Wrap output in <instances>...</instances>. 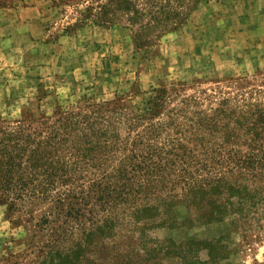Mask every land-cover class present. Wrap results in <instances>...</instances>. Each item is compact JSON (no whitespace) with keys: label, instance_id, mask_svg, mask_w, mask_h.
Returning a JSON list of instances; mask_svg holds the SVG:
<instances>
[{"label":"rangeland","instance_id":"374dc122","mask_svg":"<svg viewBox=\"0 0 264 264\" xmlns=\"http://www.w3.org/2000/svg\"><path fill=\"white\" fill-rule=\"evenodd\" d=\"M90 1L0 0V126L54 120L103 102L139 113L155 88L170 93L168 106L190 94L205 105L210 94L263 98L264 0H199L181 26L141 48L121 26H74ZM168 171L165 180L179 177ZM220 175L228 179L225 167L193 178L209 189ZM156 176L154 183L163 180ZM157 185L111 211L97 207L91 218L55 198L25 196L12 208L0 202V264H50L61 237L72 248L91 225L114 227L98 249L106 260L95 264H144L123 255L147 242L161 247L147 264H264V191L257 208L219 219L220 208L210 212L202 203L220 202L221 189L199 191L192 203L178 188Z\"/></svg>","mask_w":264,"mask_h":264},{"label":"trees","instance_id":"16d2710c","mask_svg":"<svg viewBox=\"0 0 264 264\" xmlns=\"http://www.w3.org/2000/svg\"><path fill=\"white\" fill-rule=\"evenodd\" d=\"M197 1L92 0L74 26L87 21L121 26L137 48L146 47L181 26ZM169 96L167 90L155 88L139 113H123L117 105L110 108L109 102H103L89 111L69 112L54 120L0 126V202L12 208L15 200L25 196L55 198L58 205L81 215L86 212L91 218L97 207L98 212L111 211L131 195L147 197L157 183L158 191L166 183L168 189L182 191L183 198L193 196L192 203L199 191L218 193L221 189L220 202L202 203L210 212L220 208L219 219L257 208V197L264 191V96L216 100L210 94L211 103L205 105V100L190 94L168 106ZM214 167H225L228 179L216 177L209 189L196 183L193 174ZM168 170L171 174L178 171L179 177L165 180L162 176ZM158 174L163 180L154 183ZM190 208L195 214L202 210L198 204ZM113 232V225L109 229L91 225L72 248L61 237L49 262L95 264L106 260L98 249L107 246L105 239ZM148 245H139L123 256L133 254L144 264L156 260L161 247Z\"/></svg>","mask_w":264,"mask_h":264}]
</instances>
